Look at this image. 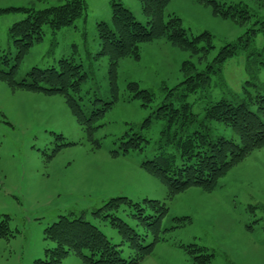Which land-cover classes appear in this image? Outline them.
Here are the masks:
<instances>
[{"label":"rangeland","instance_id":"374dc122","mask_svg":"<svg viewBox=\"0 0 264 264\" xmlns=\"http://www.w3.org/2000/svg\"><path fill=\"white\" fill-rule=\"evenodd\" d=\"M65 1L0 0V8L43 9ZM120 1L139 21L147 23L139 0ZM231 1L248 5L253 15L246 24L213 15L210 6L196 0H171L165 10L166 18L171 13L181 17L190 37L204 31L212 34L214 47L208 61L227 43L243 44L251 30H255L250 46L240 47L224 62L220 72L212 74L210 88L187 95L192 111L200 117L207 105L222 98L240 100L247 94L264 93V0ZM87 4V14L74 24L55 32L45 26L43 39L35 42L25 55L16 78L27 77L34 66H57L63 57L73 58L87 73L79 96L90 114L95 97L111 99L109 59L98 55L101 42L97 24L111 22L112 0H87ZM25 16L22 11L0 15L1 68L8 70L15 62L17 48L10 27ZM5 54L10 58L8 64L4 63ZM186 59L194 61L199 70L207 64V60L198 61L189 50L159 38L141 44L139 59L128 57L120 61V98L96 122L102 124L95 132V138L101 141L99 148L88 139L62 94L12 88L0 79V213L10 216L15 234L9 239L0 238V264H37V259H46V249L56 243L46 237L45 229L62 214L77 217L84 213L113 243H121L123 238L117 228L108 219L93 214L110 198L121 195L139 202L145 198L159 199L168 207L160 225L165 239L157 242L139 264H194L181 245L193 242L213 253L211 264H264V146L231 168L213 190L191 186L171 198L166 185L141 167L147 159L175 151L173 146L158 148L165 119L157 117L156 111L170 100L165 86H179L178 91L183 88L181 66ZM131 81L152 90L153 101L144 106L139 98L130 99ZM173 101L178 105L176 98ZM150 116V125H144ZM210 127L214 137L238 138L222 122L211 121ZM127 133L143 135L148 140L143 141L144 149L114 156L112 151L120 150L121 142L128 138L122 136ZM117 214L144 233L129 208ZM179 216L191 219L172 229L174 217ZM152 239L149 234L143 243L146 245ZM120 248L126 259L135 254L127 244ZM61 264L84 263L71 252Z\"/></svg>","mask_w":264,"mask_h":264},{"label":"trees","instance_id":"16d2710c","mask_svg":"<svg viewBox=\"0 0 264 264\" xmlns=\"http://www.w3.org/2000/svg\"><path fill=\"white\" fill-rule=\"evenodd\" d=\"M143 13L148 17L146 24L139 21L135 14L120 0H112L111 22L100 21L97 24L101 48L98 55H106L109 59L108 78L111 99L103 100L95 97L91 100L92 110L88 114L81 103L82 85L87 73L83 65L73 58L63 57L58 65L48 67L34 66L28 76L18 80L17 70L25 55L35 42L43 39L45 26L54 32L72 25L77 19L87 14V0H66L62 4L51 5L43 9L31 7L9 6L0 8V15L7 12L22 11L26 16L10 27V35L17 48L15 62L6 70L0 67V79L6 81L12 88H25L47 94H62L77 122L83 126L85 133L95 148L101 147V141L95 138V132L102 124H97L106 112L120 98L118 85L119 64L124 58L141 57V44L155 39H166L171 45L183 50H189L191 55L202 62L207 60L204 69L199 70L197 64L186 59L181 70L184 79L179 86L169 88V101L163 102L156 111V116L165 119V126L158 141V148L173 146L175 151L163 152L152 159L141 163V167L151 175L161 180L167 187L168 197L186 190L191 186H199L205 190H213L219 179L225 176L231 168L244 160L256 149L264 146V93L247 94L244 99L231 100L222 98L206 106L205 114L192 111L187 95L211 86L213 73L222 69L224 62L235 55L239 48H248L252 41L249 33L244 43H227L212 60L208 55L214 47L212 34L204 31L190 37L183 26L182 19L176 13L165 17V10L171 0H139ZM210 6L213 15L232 19L236 23L246 24L253 15L247 4L227 0H196ZM242 39V37L240 38ZM204 42V44H201ZM241 48V49H242ZM4 56V63H9V56ZM249 83V81H247ZM130 99L139 98L144 106L154 99V92L140 88L137 81L128 83ZM172 95L177 99L176 105ZM152 117H148L144 125L149 126ZM222 122L231 127L238 138L214 137L210 122ZM193 128L191 131L190 129ZM121 142L120 150L112 151L114 156L126 154L132 150H143V141H148L140 133H127ZM130 209V215L145 231L140 233L136 228L118 216V211ZM168 207L159 199L145 198L141 202L121 195L110 198L103 206L93 210L98 218L108 219L117 228L123 240L113 243L107 235L94 223L85 218L84 213L77 217L62 214L54 223L45 229L46 237L56 245L46 249V259L39 258L37 264H61L69 253L78 254L84 264H139L145 256L153 251L157 242L165 239L161 221ZM189 216L174 217L172 229L185 225ZM167 230V229H165ZM151 234L150 243L143 241ZM15 236L10 227V216L0 213V238L9 239ZM127 244L134 249L135 254L126 259L122 257L121 245ZM192 257L194 264H211L213 253L206 246L196 242L181 244Z\"/></svg>","mask_w":264,"mask_h":264}]
</instances>
